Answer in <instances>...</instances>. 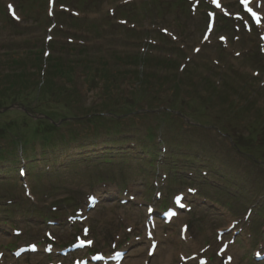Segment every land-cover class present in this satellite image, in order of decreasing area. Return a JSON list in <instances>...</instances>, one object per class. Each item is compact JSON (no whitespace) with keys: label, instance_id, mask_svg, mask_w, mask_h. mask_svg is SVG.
I'll list each match as a JSON object with an SVG mask.
<instances>
[{"label":"rangeland","instance_id":"374dc122","mask_svg":"<svg viewBox=\"0 0 264 264\" xmlns=\"http://www.w3.org/2000/svg\"><path fill=\"white\" fill-rule=\"evenodd\" d=\"M15 1L20 22L10 17L0 0V13L6 12L5 16L0 14V133L12 134L8 138L17 142L28 133L22 129L24 126L39 127L37 134L41 137L55 135L44 115L61 114L71 122L59 128L58 134H63L62 138L79 135L55 148L44 149L39 142L31 143L26 146L28 154L18 145L15 149L8 145L14 156L0 159V247L5 249V264H45L46 258L35 254L16 261L10 249L28 241L36 242L42 249L46 230L60 244L70 243L84 229L91 236L105 238L99 240L100 247H108L124 235L128 238L119 244L129 246L134 236L142 235L146 204L164 207L186 188L198 189L188 200L191 210L180 214L172 226L160 232L175 246L173 261L179 262V251H183L187 255L198 253L200 258H210V264H218L221 257L217 251L222 243L217 232L239 221L234 231L240 228V236L230 248L233 264H264L255 261L253 255L264 237V148L257 141L261 137L253 136L256 130L252 129L255 125L264 130V55L258 35L264 33V24L261 28L249 26L251 36L240 31V40L231 39L229 48H224L218 41L226 28L220 14L237 13L236 0H223L225 7L218 12L212 44L201 42L208 8L204 0L199 14L188 17L186 12L179 19L172 11L153 7H167L170 1L129 0L133 2L119 8L125 0H90L85 9L90 15L86 18L97 19L98 26L89 33L86 30L85 44L80 45L81 31H68V25L73 24L62 13L59 19V7L52 18L48 0ZM58 2L59 6L71 5L73 0ZM137 8L143 10L139 13ZM111 10H115L114 18L110 17ZM138 13L136 18L131 17ZM55 19L58 26L54 27ZM156 24L159 27L146 29L147 25ZM106 25L109 27L104 29ZM161 27L180 33L177 38L171 36L178 45L160 40ZM48 36L52 41H46ZM72 38L74 42H70ZM196 46H202L199 53L193 52ZM46 51H51L46 68L58 59L54 68L63 66L65 70L60 81L74 91L67 96L65 90L53 94L46 86L42 93L33 92L28 103L24 92L31 90L29 78L34 79L33 83L39 82ZM165 58L171 60L167 71L156 70ZM218 59L224 66L216 68L214 61ZM140 60L144 65H140ZM90 69L110 72L111 77L122 82L115 88L119 92L114 90L118 100L123 96L122 102H131L140 93L138 110L149 105L154 110L122 117L117 127L106 123L111 130L98 124L97 132H92L87 119L90 115L84 121L71 119L74 114H99L102 108L100 104L106 96L103 81L100 82L103 76H88ZM16 72L20 75L15 78ZM140 73L147 81L142 87L132 79ZM176 80L181 91L177 88V94H173L175 86L171 84ZM218 84L220 90L215 92ZM168 98L178 104L172 112H166L159 104L162 101L167 107ZM56 116V120L63 118ZM151 133L153 140L148 141ZM261 135L264 138V131ZM233 140L241 146L240 150ZM31 152L35 159L26 158ZM14 158L17 164L10 163ZM20 158L33 160L32 166L26 165L25 177L33 189V200L22 195L23 182L13 168H8L22 164ZM204 170H208L206 174ZM159 191L161 200L156 198ZM91 195L100 196L101 203L88 210ZM249 210L252 213L246 219ZM77 216L86 217L83 222H73L71 218ZM53 218L63 221L47 225L45 220ZM184 223L189 227V240L185 241L180 232ZM130 226H134L133 233H125ZM14 228L22 234L14 235ZM233 236L228 233L225 240ZM135 247L130 250L140 253L143 248ZM144 247L147 250L148 246ZM71 261L67 257L64 264Z\"/></svg>","mask_w":264,"mask_h":264},{"label":"trees","instance_id":"16d2710c","mask_svg":"<svg viewBox=\"0 0 264 264\" xmlns=\"http://www.w3.org/2000/svg\"><path fill=\"white\" fill-rule=\"evenodd\" d=\"M53 71L55 72L56 70L53 69ZM54 72H51V73H50V71H49L48 73L46 72L47 74H46V76L44 77L43 84H41L42 86L39 85V86H40V87H39V93H42L46 86H51L52 83H54V82L52 81V74H53ZM15 75H16V76H15V78H16V77H18V76L20 75V73L16 72ZM15 78H14V79H15ZM108 81L111 82V80H108ZM113 85H115V82H114V84H112V85H110V86H109V85L106 86V89H111V87H112ZM54 92H56V89H53V94H54Z\"/></svg>","mask_w":264,"mask_h":264},{"label":"bare ground","instance_id":"6f19581e","mask_svg":"<svg viewBox=\"0 0 264 264\" xmlns=\"http://www.w3.org/2000/svg\"><path fill=\"white\" fill-rule=\"evenodd\" d=\"M147 241L148 240H145V243H144V245H146L147 244ZM142 245V244H141ZM170 248H172V246H170L168 249H170ZM158 253V252H157ZM143 255H144V257H143ZM131 258L130 259V264H137V263H140V262H138L139 261V259H140V257H143V259L142 260H147V259H149V257H148V255L146 254L145 255V253H144V246H143V248H142V250H141V254H136V253H134V252H132V251H130V253H129V256L127 257V258ZM170 260V256H169V258H168V261Z\"/></svg>","mask_w":264,"mask_h":264},{"label":"snow or ice","instance_id":"6c2138e0","mask_svg":"<svg viewBox=\"0 0 264 264\" xmlns=\"http://www.w3.org/2000/svg\"><path fill=\"white\" fill-rule=\"evenodd\" d=\"M243 2H244L245 4H248V3L250 2V0H243ZM218 6H219V5H218ZM247 10L252 14V16H253L255 19L259 20V16H258V14H257L256 12H254V11L252 10L251 7H249ZM88 243H91V241H89Z\"/></svg>","mask_w":264,"mask_h":264}]
</instances>
